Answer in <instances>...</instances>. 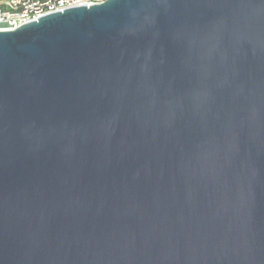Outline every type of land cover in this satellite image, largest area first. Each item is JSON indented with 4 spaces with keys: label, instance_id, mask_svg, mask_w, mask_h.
Here are the masks:
<instances>
[{
    "label": "water",
    "instance_id": "obj_1",
    "mask_svg": "<svg viewBox=\"0 0 264 264\" xmlns=\"http://www.w3.org/2000/svg\"><path fill=\"white\" fill-rule=\"evenodd\" d=\"M0 264H264V0L1 26Z\"/></svg>",
    "mask_w": 264,
    "mask_h": 264
},
{
    "label": "built area",
    "instance_id": "obj_2",
    "mask_svg": "<svg viewBox=\"0 0 264 264\" xmlns=\"http://www.w3.org/2000/svg\"><path fill=\"white\" fill-rule=\"evenodd\" d=\"M107 0H0V27L8 30L44 15L77 6H92Z\"/></svg>",
    "mask_w": 264,
    "mask_h": 264
}]
</instances>
